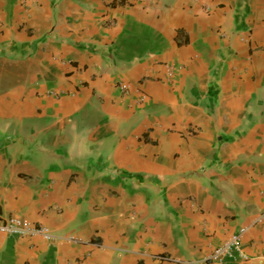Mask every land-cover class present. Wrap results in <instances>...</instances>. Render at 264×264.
Here are the masks:
<instances>
[{
	"label": "crops",
	"instance_id": "obj_1",
	"mask_svg": "<svg viewBox=\"0 0 264 264\" xmlns=\"http://www.w3.org/2000/svg\"><path fill=\"white\" fill-rule=\"evenodd\" d=\"M261 213L264 0H0V223L54 237L0 264H200L240 227L210 264H264Z\"/></svg>",
	"mask_w": 264,
	"mask_h": 264
},
{
	"label": "built area",
	"instance_id": "obj_2",
	"mask_svg": "<svg viewBox=\"0 0 264 264\" xmlns=\"http://www.w3.org/2000/svg\"><path fill=\"white\" fill-rule=\"evenodd\" d=\"M118 88L122 92H126L127 88L124 84L119 83ZM144 96L141 95L139 101L142 102ZM264 218V213L256 215L252 219V226L261 224ZM247 227H240L235 233L229 236L218 246L214 247L207 258L200 264L215 263L225 259H245V255L241 252V239L247 232ZM0 235L16 236V237H39L43 241H51L54 239L49 229L45 226H34L30 222L10 216L5 221L0 223Z\"/></svg>",
	"mask_w": 264,
	"mask_h": 264
}]
</instances>
